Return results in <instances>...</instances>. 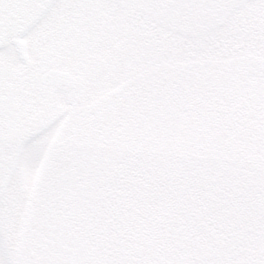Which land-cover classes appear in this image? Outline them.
Here are the masks:
<instances>
[{
	"label": "trees",
	"instance_id": "trees-1",
	"mask_svg": "<svg viewBox=\"0 0 264 264\" xmlns=\"http://www.w3.org/2000/svg\"><path fill=\"white\" fill-rule=\"evenodd\" d=\"M244 2L203 0L215 10L201 11L194 35L233 16L238 23L229 31L205 40L210 48L249 49L259 60L248 56L244 66L241 56L214 52L219 56L159 68L152 76L163 83L160 91L136 98L113 120V146L127 151V170L104 173L118 189L107 208L99 201L103 169L97 172L95 205L107 217L95 226L92 218L93 232L83 236L95 263L264 264V5L257 10ZM96 151L93 160L106 163L110 149L98 144ZM64 226L79 227L73 214ZM71 236H64V252L50 241L49 260L76 262Z\"/></svg>",
	"mask_w": 264,
	"mask_h": 264
},
{
	"label": "rangeland",
	"instance_id": "rangeland-1",
	"mask_svg": "<svg viewBox=\"0 0 264 264\" xmlns=\"http://www.w3.org/2000/svg\"><path fill=\"white\" fill-rule=\"evenodd\" d=\"M97 1L46 0L31 28L15 41L26 46L33 63L32 75L59 67L73 74L81 84L75 90L56 93L34 88L20 99L22 109L0 108V126L9 125L13 129L11 139L0 137V264H56L55 259L49 260L50 241L64 252L62 245L67 231L75 235L71 236V252L77 257L74 264H97L94 251L88 248L89 240L83 239L93 232L89 223L92 218L95 226L99 218L107 217L105 209L98 212L95 205L100 192L97 172L103 169L100 182L104 173L122 175L127 170L123 163L127 151L122 145L113 146L115 117L123 115L136 98L144 99L145 93L160 91L163 83L159 85L160 78L152 76L159 68L219 56L214 52L224 54L220 56H241L244 66L248 56L253 61L261 58L249 49L236 52L231 43L210 48L206 37H216L219 30L225 34L238 23L233 16L225 26L222 23L223 27L206 29L203 36L195 37L204 20L199 15L204 14L201 11L215 10L202 5L203 0H106L113 7L112 12L96 15L92 13V4ZM261 4L264 5V0H245L244 7L250 5L258 10ZM106 22L110 26L104 32L101 25ZM108 41L114 44L116 52L125 55L93 56L94 52H109ZM15 52L16 45L11 42L0 48L3 79L14 78L13 74H20L25 67L16 56H11ZM92 107L98 125L86 131L89 139L80 140L83 131L78 127L80 109ZM73 133L77 135L71 137ZM98 144L110 149L106 163L93 160ZM113 147L121 158L118 163L112 160ZM108 179L105 176L103 194L99 197L105 208L110 204V194L118 190L113 189V181ZM67 214H73L77 229L69 227L65 231ZM136 232L141 236L143 228L138 226Z\"/></svg>",
	"mask_w": 264,
	"mask_h": 264
},
{
	"label": "flooded vegetation",
	"instance_id": "flooded-vegetation-1",
	"mask_svg": "<svg viewBox=\"0 0 264 264\" xmlns=\"http://www.w3.org/2000/svg\"><path fill=\"white\" fill-rule=\"evenodd\" d=\"M45 2L46 0H0V48L6 42H11L12 44H14V46L16 45L17 52L13 53L11 56H16L19 59V61L23 62L25 65V67L21 70L20 74H13L15 75L14 78L13 76H11L10 79H3L0 76V108L22 109L23 101H21L20 99L27 97L30 93L33 92L34 88H36L37 91H41V92L56 93L61 90L63 91L75 90L81 84V81L78 78H76L73 74H71L67 70L60 69L59 67H50L47 68L45 71H40L37 74V76L32 75L31 68L33 63L31 62L32 60L28 57L29 54H27L26 52V46L20 41L19 42L17 41L15 43L18 37H22V35H24L31 28V26L35 21V17L38 15L39 10L43 7V4ZM77 2L79 3V0H77ZM142 3L145 6L144 4L145 1H143ZM146 3H148V1H146ZM149 3L152 5L154 2H149ZM157 4H159V2ZM92 8H93V12L92 11L91 12L96 13V15L97 13L102 11H106V13H110L113 10V7L108 5L106 0H98L96 3L92 4ZM105 19H103L104 22ZM109 26H110L109 22H106V25L103 24L101 25V27L104 28V32L107 31ZM18 43L23 44V50H24L23 53L19 51ZM113 45L114 44L111 41H108L106 47L108 48L109 52L107 53L94 52L95 54L93 56H119L120 53L116 52L117 49ZM120 56H124V55L120 54ZM52 70L69 72L71 75L74 76L76 80V85L74 87L71 86L68 87L66 85L57 86L55 84L43 83L42 82L43 75ZM13 71L16 72V70ZM35 81L38 82V84L35 85L34 84L36 83ZM93 108L94 107L90 109L87 108L86 110L80 109L82 113H80L81 111L79 112L78 118L81 122L79 123L78 127L79 130H83L82 133L80 134V140L89 139L90 136L86 131L91 130L94 127V125L97 124V118L92 113ZM2 127L3 126H0V131H2V133H0V137L2 136L3 137L2 139L4 138L11 139L13 135L11 132V130H13L12 127L9 125H5L3 128ZM76 135L77 133H73L71 137Z\"/></svg>",
	"mask_w": 264,
	"mask_h": 264
},
{
	"label": "water",
	"instance_id": "water-1",
	"mask_svg": "<svg viewBox=\"0 0 264 264\" xmlns=\"http://www.w3.org/2000/svg\"><path fill=\"white\" fill-rule=\"evenodd\" d=\"M18 48L21 53L24 52L23 44L19 43ZM42 82L55 84L57 86L66 85L68 87L69 86L74 87L76 85L75 78L72 75H70L68 72L55 71V70L45 73L42 77Z\"/></svg>",
	"mask_w": 264,
	"mask_h": 264
}]
</instances>
